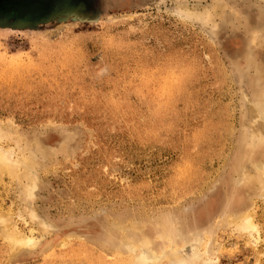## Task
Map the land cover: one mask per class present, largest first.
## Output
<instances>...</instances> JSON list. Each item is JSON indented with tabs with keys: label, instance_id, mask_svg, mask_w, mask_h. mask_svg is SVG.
<instances>
[{
	"label": "rangeland",
	"instance_id": "rangeland-1",
	"mask_svg": "<svg viewBox=\"0 0 264 264\" xmlns=\"http://www.w3.org/2000/svg\"><path fill=\"white\" fill-rule=\"evenodd\" d=\"M263 83L264 0H0V264H264Z\"/></svg>",
	"mask_w": 264,
	"mask_h": 264
},
{
	"label": "bare ground",
	"instance_id": "bare-ground-1",
	"mask_svg": "<svg viewBox=\"0 0 264 264\" xmlns=\"http://www.w3.org/2000/svg\"><path fill=\"white\" fill-rule=\"evenodd\" d=\"M264 84V83H263ZM261 99L264 101V86L262 87V90H261ZM255 110V109H254ZM258 115V114H257ZM259 116V115H258ZM259 124H261L260 126H259V131L256 133V136L257 137H260V136H263L264 135V119H263V123H259ZM255 130V129H254ZM255 132V131H254ZM11 152V151H10ZM11 155V154H10ZM15 160V159H14ZM20 161V160H19ZM0 162H1V165H0V173H6L7 175L8 174H12V175H14V174H16L17 173V171H16V169H15V167H18L19 166V162L17 161H13V160H9L8 159V155L6 154V152L4 151V150H2L1 148H0ZM21 163H24V160H21L20 161ZM25 165H27L26 164V162H25ZM31 166V165H30ZM247 167V166H246ZM250 167V168H249ZM248 168H244V169H242L241 171H239V173H240V181L242 180V181H246V179L248 178L247 177V172L248 171H254L253 172V176H255L256 178L255 179H257L256 181L257 182H261V180H262V176H263V180H264V163L262 162V161H260L259 159H256V160H254L253 162H250V166H249ZM241 169V168H240ZM250 174V173H249ZM249 177H251V176H249ZM260 177V178H259ZM33 177L31 176V179H32ZM30 179V180H31ZM249 179V178H248ZM28 181L27 183H24V185L25 184H27L26 186H25V188L23 189L22 188V190L24 191V195L25 196H27V197H31V195L33 194V185H32V183H31V181ZM250 180V179H249ZM33 182V181H32ZM249 182V181H248ZM22 191V192H23ZM264 193V192H263ZM26 199H28V198H26ZM27 202H28V200H27ZM29 203V202H28ZM34 217V216H33ZM35 218V217H34ZM230 218V217H229ZM2 219H0V221H1ZM239 221V222H238ZM5 221H3L2 222V224L4 223ZM233 222H238L236 225H237V229L239 228V229H245V230H247V229H249V230H255V228H254V225H253V223L251 222V218H250V216H249V214H247L246 212H244L241 216H240V218H235L234 220H233ZM42 223V222H41ZM42 225H43V227H46V224H43L42 223ZM3 226V225H2ZM2 228V227H1ZM8 228V227H7ZM2 230H4V229H2ZM1 231V230H0ZM3 232V231H2ZM7 232V231H6ZM5 233V232H4ZM8 233V235H7V238H8V240H9V243H11V245H12V247H11V250L13 249V250H18L19 248H21L22 246H32V244H33V242H34V239H32V238H30V237H26V236H23V235H19L18 233L17 234H15L14 235V233L13 234H11L10 232H7ZM3 234V233H2ZM43 235V234H42ZM6 237V236H5ZM198 239H199V237H197ZM6 239V238H5ZM197 239V240H198ZM193 240H196L195 238L193 239ZM197 240H196V243H197ZM192 241V240H191ZM195 241H193V243H194ZM193 243H191V244H193ZM252 243V242H251ZM10 245V246H11ZM145 245V244H144ZM188 246V245H187ZM186 246V247H187ZM143 251V252H142ZM144 251H145V249H141L140 248V253H141V255L143 256V258H146V255H144V254H142V253H144ZM142 258V259H143Z\"/></svg>",
	"mask_w": 264,
	"mask_h": 264
}]
</instances>
